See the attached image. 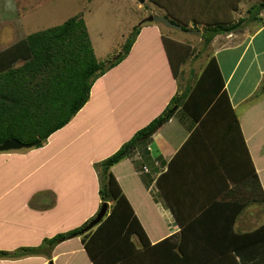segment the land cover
I'll use <instances>...</instances> for the list:
<instances>
[{"label":"crops","instance_id":"crops-1","mask_svg":"<svg viewBox=\"0 0 264 264\" xmlns=\"http://www.w3.org/2000/svg\"><path fill=\"white\" fill-rule=\"evenodd\" d=\"M259 16L261 21H246L237 31L214 35L204 65L203 59L197 62L200 57L195 54L191 58L179 55L189 44L173 43L177 40L164 34V24L141 27L128 55L93 82L88 101L67 127L52 133L41 146L0 151V199L14 193L10 209L20 204L13 212H0V251L19 253L0 256V264H94L82 235L62 239L52 247L47 240L90 224L104 201L100 191L102 162L166 112L174 97L187 99L194 90L191 97H195V105L192 100L190 103L202 110L207 94L198 80L213 56L228 98L215 109L211 105L201 123L181 101L174 104L170 119L140 140L130 157L111 167L134 212L116 225L128 237L102 249L100 254L108 256L102 257L100 264H220L218 256L210 257L209 253L223 250L220 234L234 235L229 223L235 212V232L261 226L264 125L259 126L253 118L245 124L239 109L263 84L264 58L260 56L264 55V35L257 48L254 42L264 33V9ZM207 20L201 22H217ZM149 27L155 32L148 33ZM199 32L187 29L189 35L204 37V32ZM204 34L211 36L210 32ZM166 38L173 45L169 52ZM3 63L6 68L7 58ZM75 126L81 130L71 132L74 138L64 141L66 131ZM195 129L199 130L197 139L183 148ZM76 140L85 144L80 150L68 147ZM146 158L151 159L152 168L145 163ZM145 166L150 171H145ZM35 175L37 179L31 180ZM37 194L43 198L39 202L32 200ZM107 202L105 216L84 232L95 231L110 215L113 200ZM137 220L146 233L144 239L138 233ZM130 223L134 225L129 227ZM130 228L135 231L130 233ZM210 232L214 235L206 238ZM97 238L102 242L101 234ZM180 240L191 251L189 259L180 260L172 254ZM233 253L242 264H264V239Z\"/></svg>","mask_w":264,"mask_h":264},{"label":"trees","instance_id":"trees-1","mask_svg":"<svg viewBox=\"0 0 264 264\" xmlns=\"http://www.w3.org/2000/svg\"><path fill=\"white\" fill-rule=\"evenodd\" d=\"M261 5L257 4L249 8V16L240 19L235 24L219 26V23L222 22H219V20L214 22L217 25L208 31L211 36L203 33L206 45L210 43L216 34L231 32L246 21L261 20L259 16ZM87 27L84 17L76 15L62 24L30 33L21 42L13 44L0 53V120H3L0 121V144L8 139L16 138L23 142L34 143L33 146L43 145L52 133L64 127L88 101L93 82L128 55L141 29L140 26H135L133 36L125 43L123 52H120L107 67H104L103 64L97 61ZM167 41L168 38H166V44H168ZM17 48H23V50L18 51ZM185 48L181 49L179 55L184 57L189 55L190 47ZM6 58L7 67L4 68L3 62ZM23 59L25 60L21 65H15L17 61ZM171 64L175 71L173 59H171ZM198 86L200 88L202 86L204 88L203 94H207L202 110L194 109L195 102L193 101L195 97H191L194 90L189 93L187 99L181 100L180 97L176 96L171 103L173 106L181 101L180 103L186 106L188 113L201 123L202 115L209 111L211 105V109H215L225 97L228 98L227 91L224 88L225 82L214 56L207 62L199 77ZM191 100L194 105L190 103ZM172 106L102 162L100 191L104 200L103 203L107 200H113L111 213L106 220L100 222L93 232L88 230L84 232V228L89 225L87 223L68 231V233H59L47 240L51 247L62 239L82 235L85 249L93 263L100 264L103 261L102 257L108 256L107 254H100L102 249L108 247L113 241L128 237L126 233L117 229L116 225L122 223L129 216L127 214L134 212V210L110 169L114 164L130 157L140 140L154 133L162 123L170 119L173 113ZM4 121L5 124L11 122L6 135L2 131L3 124H1ZM236 126L239 128L238 123H236ZM21 128L26 131V137L29 136L31 139L24 140L15 134L16 131L22 130ZM198 133L199 130L195 129L183 148L191 145L197 139ZM254 175H256L255 169ZM237 214L238 212L234 213L229 223V229L234 235L220 234L223 237L220 241L223 250L218 249V251L215 250L209 253L210 257L218 256L220 264H242L233 253L234 250L245 248L264 239V223L252 231L235 232L232 228V221H235ZM136 224L139 225L138 233L140 237L142 239L146 238V233L138 220ZM133 225L130 223L129 227ZM130 230V233L135 231L134 228ZM99 234H101L100 241L102 242L98 241L97 236ZM183 235H185V232H183ZM213 235L214 232L205 234L206 238ZM169 241L171 242V238H168ZM173 249L172 254L178 255L180 260H184L191 253L185 247L183 240L175 242ZM167 252H169V247ZM15 255H19V253L0 251V256Z\"/></svg>","mask_w":264,"mask_h":264},{"label":"rangeland","instance_id":"rangeland-1","mask_svg":"<svg viewBox=\"0 0 264 264\" xmlns=\"http://www.w3.org/2000/svg\"><path fill=\"white\" fill-rule=\"evenodd\" d=\"M257 4H262L260 6L262 11L264 9V0H145L144 3H140L138 0H0V50L9 46V44L21 42L29 33L62 24L67 19L79 15L84 17L88 26L89 38L94 47L97 61L107 67L120 52H123L125 43L133 36L135 26L143 27L159 24L163 26L162 23L157 21H144V18L150 15H160L168 17L177 25L180 24L182 26L179 30L163 26L164 34H172L170 38L177 40L172 42L178 43L179 41L178 44L181 46L187 42L190 47L189 58L195 54L200 57L197 62L199 63L203 59V64L208 59L211 49L206 45L202 34L192 33L189 35L187 34V29L206 33L217 25L215 23L211 25L212 23L201 22H208L207 19L219 20V22H222L221 24L219 23V26L235 24L240 19L248 17L250 14L248 9ZM255 9L257 8L255 7ZM242 27L243 25L237 26L234 31ZM147 32L155 31L149 27ZM263 35L264 33H260L255 40L254 46L256 45V48L261 44V36ZM166 46L169 49L173 45H170L169 42ZM204 48L207 49L204 50ZM16 50H23V48H17ZM238 50L241 51L242 48ZM252 50L251 48L250 53ZM248 55L250 54H247L245 61H247ZM261 57L264 58V55H261ZM221 58L222 56H220ZM24 60H19L16 64L21 65ZM253 72L252 79L256 77V72ZM262 83V86L259 87L252 99L239 107L244 114L245 124H248L250 118H253L259 126L264 125V74ZM1 124H3L2 131L6 135L11 122L5 124L4 121ZM65 126L67 127L68 125L66 124ZM21 129L23 131H16L15 134L24 140L31 139L29 136L26 137L27 133L24 128ZM80 130L81 128L76 126L71 131L67 130L64 141L73 139L74 137L70 133ZM61 140V138L58 139L56 143H61ZM84 145L81 140H76L69 144L68 147L80 150ZM144 161L152 168L153 163L150 158H146ZM142 166V163L138 164L139 168H142ZM145 167L149 170L147 166ZM101 170L102 167L100 168ZM37 177L38 175H35L31 180L34 181ZM59 182L62 183V180ZM45 194H48V192L45 191ZM13 199L14 193L2 197L0 206L4 205V207H0V212H13L16 207H20V204H17L10 209ZM41 199L43 198L37 194L32 200L39 202ZM62 233L65 234L68 231ZM15 235L17 236L19 233ZM42 247L40 246V248Z\"/></svg>","mask_w":264,"mask_h":264},{"label":"water","instance_id":"water-1","mask_svg":"<svg viewBox=\"0 0 264 264\" xmlns=\"http://www.w3.org/2000/svg\"><path fill=\"white\" fill-rule=\"evenodd\" d=\"M140 3H144L145 0H138ZM144 21H157L165 26L179 29L180 25H177L172 20H170L168 17L160 16V15H150L147 18H144ZM198 33H200L198 31ZM34 143H24L16 138H11L6 141H4L2 144H0V151H7V150H13V149H21V148H29L33 147ZM109 209L108 202H104L101 206V209L99 210L97 216L90 222L89 227L95 226L106 214V212ZM50 264H53L52 262Z\"/></svg>","mask_w":264,"mask_h":264},{"label":"built area","instance_id":"built-area-1","mask_svg":"<svg viewBox=\"0 0 264 264\" xmlns=\"http://www.w3.org/2000/svg\"><path fill=\"white\" fill-rule=\"evenodd\" d=\"M144 169H145L146 171H149L146 167H144Z\"/></svg>","mask_w":264,"mask_h":264}]
</instances>
